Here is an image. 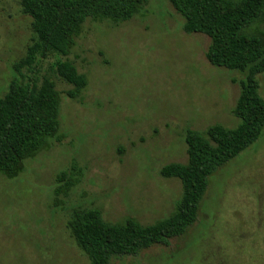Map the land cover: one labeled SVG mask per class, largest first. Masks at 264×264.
I'll use <instances>...</instances> for the list:
<instances>
[{
	"label": "rangeland",
	"instance_id": "1",
	"mask_svg": "<svg viewBox=\"0 0 264 264\" xmlns=\"http://www.w3.org/2000/svg\"><path fill=\"white\" fill-rule=\"evenodd\" d=\"M31 23L20 0H0V97L33 44ZM183 23L169 0H148L128 22L87 21L67 58L41 62L39 78L51 77L62 95L60 132L18 178L0 176V264H89L67 228L76 209L143 225L175 210L182 184L161 169L188 162V130L240 123L232 111L243 79L212 66L210 38L186 34ZM66 59L88 79L79 100L51 70ZM260 83L264 96V74ZM73 167L79 184L55 195L57 176ZM137 260L127 264H264V136L211 177L185 236Z\"/></svg>",
	"mask_w": 264,
	"mask_h": 264
},
{
	"label": "trees",
	"instance_id": "2",
	"mask_svg": "<svg viewBox=\"0 0 264 264\" xmlns=\"http://www.w3.org/2000/svg\"><path fill=\"white\" fill-rule=\"evenodd\" d=\"M32 20L33 44L13 64L15 76L0 97V176L9 180L24 173L26 162L47 150L60 132L62 95L49 76L39 78L43 60L57 54L67 58L87 21L119 25L140 15L148 0H20ZM184 20L188 35L210 38L206 53L216 68L243 75L232 111L240 123L234 128L216 124L185 135L188 162L164 166L160 174L182 184V196L166 218L149 225L135 218L107 222L97 208L72 212L67 228L89 264H127L153 248H167L199 221L202 203L216 175L264 136V0H169ZM51 70L70 88L65 95L79 100L88 86L85 74L66 59ZM76 168L61 172L55 195H67L80 182ZM128 259V260H127Z\"/></svg>",
	"mask_w": 264,
	"mask_h": 264
}]
</instances>
